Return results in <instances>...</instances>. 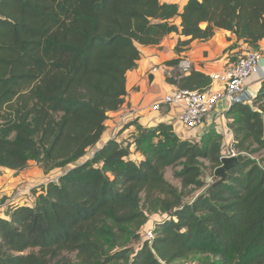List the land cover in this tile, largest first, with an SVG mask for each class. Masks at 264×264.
<instances>
[{
    "label": "trees",
    "instance_id": "1",
    "mask_svg": "<svg viewBox=\"0 0 264 264\" xmlns=\"http://www.w3.org/2000/svg\"><path fill=\"white\" fill-rule=\"evenodd\" d=\"M218 30L258 47L264 0H188L183 8L163 0H0V166L22 170L34 161L55 173L25 204L0 213V264H163L197 254L213 255L209 264H264V80L252 102L227 112L233 145L245 154L227 180L203 179L206 160L222 164L216 130L191 141L172 124L136 121L133 140L112 138L88 158L124 103L143 47L180 32L188 37L178 41L181 51ZM168 80L190 89L212 82L195 69ZM169 167L181 187L166 178Z\"/></svg>",
    "mask_w": 264,
    "mask_h": 264
},
{
    "label": "crops",
    "instance_id": "2",
    "mask_svg": "<svg viewBox=\"0 0 264 264\" xmlns=\"http://www.w3.org/2000/svg\"><path fill=\"white\" fill-rule=\"evenodd\" d=\"M163 1L182 3L180 6L183 8L188 0ZM174 21L180 26V17L175 18ZM180 39L186 40L188 37L181 35L180 32H172L159 45L142 48V56L137 67L127 74V93L124 103L118 110L110 112L105 122L106 131L101 145L112 139L113 132L117 129L119 135L115 138L122 145L133 140L137 134L135 124L137 121L144 127H153L162 122L172 124L181 138L191 141H200L205 134L216 130L224 136L223 150L231 146L234 133L229 127L232 120L227 114L230 107L226 100L219 101L216 109L205 116L200 126L193 129L184 127L180 120L179 108L162 105L159 109H155L153 106L178 86L168 80L169 73H173L175 69V66L170 64L172 60L186 56L192 60L193 69L211 77L213 73L222 72L228 63L250 47L246 42L238 41L236 34L229 30H218L216 35L208 40H193L178 51L176 46ZM258 47L263 52V58L258 70L247 80L249 92L254 97L258 94L264 80V39L259 42ZM154 67L158 70L154 71ZM211 85L215 89L220 87L218 81H212ZM115 125H118L117 129ZM53 174L55 173L46 174L43 168L34 161L22 170L0 166V196L4 195L6 198L17 190H23L28 196L32 188L45 184ZM55 177L58 178L59 175Z\"/></svg>",
    "mask_w": 264,
    "mask_h": 264
},
{
    "label": "built area",
    "instance_id": "3",
    "mask_svg": "<svg viewBox=\"0 0 264 264\" xmlns=\"http://www.w3.org/2000/svg\"><path fill=\"white\" fill-rule=\"evenodd\" d=\"M263 58V52L259 47H250L244 53L237 57L235 61L228 63L227 67L219 73L211 74L212 81H218L220 87L212 88V85L205 89H190L176 86L171 92L166 94L163 99L153 107L159 109L162 105L177 107L180 109V120L184 127L188 129L200 126L210 112L214 111L221 100H226L231 107L235 103L252 102L254 95L249 92L247 80L260 67ZM154 71L158 68L154 67ZM193 70V62L190 58L183 56L175 66L174 72L169 73V77L176 82ZM118 129L116 130V134ZM115 134V135H116ZM234 139L227 150H223L222 157H232L240 154L234 147ZM15 197L8 200L9 204H14ZM7 202L1 203L0 208L6 207ZM1 213V211H0ZM155 222L147 226L145 237L153 239L155 237ZM163 264H174L163 262Z\"/></svg>",
    "mask_w": 264,
    "mask_h": 264
},
{
    "label": "rangeland",
    "instance_id": "4",
    "mask_svg": "<svg viewBox=\"0 0 264 264\" xmlns=\"http://www.w3.org/2000/svg\"><path fill=\"white\" fill-rule=\"evenodd\" d=\"M181 4H179V5H181ZM115 128L117 129L118 128V125H115ZM115 134H116V130H115V132H113V138H115L117 135H119V132H118V134H116V135ZM103 145L104 144H102V145L101 144H98L96 147H93L92 149H90L88 151V158L90 156H93L95 154V152L98 151ZM263 156H264V153H263ZM132 157L134 159H136L137 158V155L134 154ZM263 165H264V162H263ZM175 169L176 168L169 167L166 170V178L170 182H172L174 185H176L178 187H181V181H180V179H178V178H176L174 176ZM215 169L216 168H214L210 164L209 161H207V160L205 161V165L203 166V179H204L206 185L211 184L214 181V179H215L214 178L215 177ZM202 190L203 189H199L197 191H194L191 194L190 197H193L194 195H197V194L201 193ZM7 195H9V194H7ZM4 197H5L4 195L3 196H0V202L1 203L7 202L5 204V206H6L5 208L4 207H1L0 208L1 216L8 215L9 210H10V207L13 206V205H11V204L8 203V200H11L13 197H15V201H12V203L14 202V205H18V203H21L20 205H22V204H25V199L27 198V194L23 190H17V191H14L13 193H11L9 196H6V198H4ZM190 197H188V198H190ZM153 216L150 219L151 220L150 223H153V220H152L153 219ZM138 244H139V242L135 244V247L138 246ZM64 255L65 256H69V257H74V254L64 253ZM210 260H214L213 255H211V254H197L195 256H191L189 258L183 259V260L179 261V263H174V264H209L210 263Z\"/></svg>",
    "mask_w": 264,
    "mask_h": 264
},
{
    "label": "water",
    "instance_id": "5",
    "mask_svg": "<svg viewBox=\"0 0 264 264\" xmlns=\"http://www.w3.org/2000/svg\"><path fill=\"white\" fill-rule=\"evenodd\" d=\"M244 159V153L232 157H223L221 159L222 164L215 169V175L219 177L221 181L227 180L229 178V171Z\"/></svg>",
    "mask_w": 264,
    "mask_h": 264
}]
</instances>
